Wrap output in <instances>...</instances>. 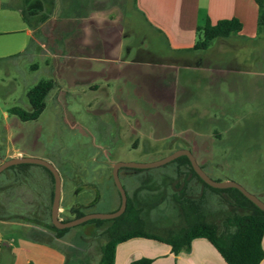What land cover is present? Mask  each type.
Listing matches in <instances>:
<instances>
[{"label": "rangeland", "instance_id": "rangeland-1", "mask_svg": "<svg viewBox=\"0 0 264 264\" xmlns=\"http://www.w3.org/2000/svg\"><path fill=\"white\" fill-rule=\"evenodd\" d=\"M1 17L0 164L6 156L19 152L22 157L45 160L69 177L74 174L71 169L79 168L82 172L75 173L74 180L65 181L60 206L71 207L69 200H80L73 195L77 186L88 185L92 190L89 188L87 195L92 191L99 197L95 203H79L81 211L108 214L120 205L112 178L115 163H151L186 149L209 178L237 183L264 203V33L253 42L231 38L224 45L215 39L208 51L192 57L190 67L176 68L179 86L173 108L153 109L147 105L150 102L130 99L126 103H134L133 108H115L104 101L89 107L85 99L92 93L86 86L62 85L53 64L47 66L49 62L42 54L49 52L51 45L44 42L40 48L30 42L23 32L27 25L19 15L9 26ZM10 28L22 31L3 33ZM134 29L126 44L143 46L146 53L141 56L151 64L161 63L168 53L160 37L141 25ZM152 68L154 80L158 68ZM217 71L223 75L213 74ZM42 80H53L54 88L41 115L25 122L11 115L12 107L30 110L26 93ZM26 169L21 175L19 168L0 174V215L20 218L21 223L49 233V195L43 181L48 173L35 164ZM140 171L142 175L126 180L121 170L119 179L134 203L137 199L131 196L132 188L144 186L139 195L144 229L164 237L182 228L183 215L173 196L181 187L176 165L167 163ZM195 185L190 192L184 190L185 196L199 204L206 219L219 230L226 217L243 212L226 195L212 192L199 182ZM83 194L82 190L80 196ZM88 226L82 223L68 228L67 234L75 237L78 248L90 252L86 254L88 262L97 264V247L104 244L106 236L85 234ZM66 250L72 264L74 255L71 249ZM136 252L132 256H143ZM129 253L124 257L130 258Z\"/></svg>", "mask_w": 264, "mask_h": 264}, {"label": "crops", "instance_id": "crops-1", "mask_svg": "<svg viewBox=\"0 0 264 264\" xmlns=\"http://www.w3.org/2000/svg\"><path fill=\"white\" fill-rule=\"evenodd\" d=\"M36 1L40 4L41 13L30 18L27 24L21 15L23 0H0L1 21L9 26L16 20L17 14L27 25L23 32L30 42H34L40 48L45 46L44 42L49 43L52 49L42 54L49 62L47 66L53 64L58 76L61 77L62 85L86 86L92 93L85 99L89 107L97 103L103 104L104 101L115 108H133L134 103L127 106L126 102H129L127 101L129 99L132 102H150L147 105L153 109L175 107L179 86L176 79L179 70L176 71V68L180 69L182 65L190 67L192 57L208 51L209 47L205 51L192 49L197 39L196 29L207 19L215 23L222 19L235 18L241 24V31L236 36L219 39L217 44L225 45L226 40L231 38L253 42L259 35L258 6L255 0ZM42 15H47V19L39 23V17ZM135 25L146 27L160 37L168 53L161 58L163 60L161 63L151 64L141 56L146 53L143 46L139 48L134 44H126L131 33L134 35ZM3 31L15 33L22 30L10 28ZM186 56L189 58H185ZM152 66L158 68V75L154 80L151 79L153 75L150 73ZM145 67L149 69L143 70ZM213 74L220 77L223 75L219 71ZM81 92L85 94L86 90ZM100 92L104 93L101 97L98 96ZM117 93H120V96H117ZM144 118L149 120L147 115H144ZM15 157H21V153L8 155L2 161ZM56 170L61 179V203L65 181L74 180L77 177L75 173H81L82 170L71 169L70 172L74 174L70 177L61 174L57 168ZM18 173L20 175L27 173V169H22ZM139 174L141 171H122V177L126 180ZM43 177L45 193L50 197L52 187L50 177L49 175ZM195 184L197 185L196 180H188L187 192H190L192 185ZM143 187L132 188L131 196L135 197L137 202H143L139 197ZM89 188L91 189V186H77L73 195L80 200H69V204L97 202L98 194L90 191L91 195H87ZM82 190L84 194L80 196ZM64 210L65 208H59V216ZM0 218L4 217L0 215ZM62 218L64 215H61L60 219ZM31 228L42 231L50 239L44 242L32 240L27 234ZM102 231V227L96 229L90 225L86 228L85 234L96 236L101 235ZM75 240V237L68 235L67 232L58 239L39 226L0 220V264H69L67 248L71 249L74 255L72 264H76L90 252L78 248ZM261 245L264 251V233ZM101 246L102 244L97 247V260ZM132 250L134 253H137L136 250L139 251L140 255H143L141 258H149L153 264H225L215 248L203 238L193 239L189 251H181L177 255L171 253L170 247L165 243L146 238H133L117 245L114 264H129L139 259L140 257L132 256L134 253H129ZM128 253L131 257L125 258L124 255ZM260 264H264V258Z\"/></svg>", "mask_w": 264, "mask_h": 264}, {"label": "trees", "instance_id": "trees-1", "mask_svg": "<svg viewBox=\"0 0 264 264\" xmlns=\"http://www.w3.org/2000/svg\"><path fill=\"white\" fill-rule=\"evenodd\" d=\"M255 1L258 6L257 33L262 34L264 33V3L263 0ZM40 8V4L36 0H23L21 13L23 21L28 24L30 18L41 13ZM46 19L47 15H42L39 17V23L44 22ZM240 31L241 24L235 18L222 19L215 23H211L207 19L202 26L197 27V39L192 49L205 51L213 40L236 36ZM53 88V80L39 81L26 93L30 110L12 107L9 113L24 122L36 120L43 112L45 99ZM170 163L176 165L177 178L181 179V187L173 196L175 203L179 205L185 225L179 230L169 232L164 237L149 233L144 229V221L141 217L143 213L142 203H134L127 196L126 209L119 217L110 220L93 219L83 223V225H91L96 229H100L107 224L106 228L101 232V234L106 236V239L100 247L97 264H114L117 245L133 238H146L165 243L170 247L171 253L174 255L181 251H189L193 239L203 238L215 248L225 264H260L264 258V251L261 245L264 233V212L235 188L215 189L208 186L194 172L187 157L181 156ZM30 165L32 164H19L8 169H26ZM43 169L48 173L52 184L48 207L49 229L54 238L60 239L68 229L58 230L51 224L50 207L53 198L54 179L49 170L44 167ZM121 170L140 171L129 168H122ZM190 179L196 180L204 188L212 192L226 195L230 203L243 212L234 213L226 217L222 223V229L219 230L216 224L206 219L200 205L191 199L189 200V196H185L184 190H187V181ZM60 208H65L64 213L61 214L64 215V218L61 219L63 222L85 215L81 211L82 207L80 205H72L69 208L60 206ZM67 214L70 215L67 216ZM0 220L21 222L20 218L15 217H4L0 218ZM28 236L32 240L41 242L48 238L46 234L35 228L30 229ZM76 264L90 263L86 256L81 258ZM129 264L153 263L151 259L142 257L131 261Z\"/></svg>", "mask_w": 264, "mask_h": 264}, {"label": "water", "instance_id": "water-1", "mask_svg": "<svg viewBox=\"0 0 264 264\" xmlns=\"http://www.w3.org/2000/svg\"><path fill=\"white\" fill-rule=\"evenodd\" d=\"M181 156H185L188 158L194 172L199 176V178L206 183L208 186L215 188V189H227V188H235L237 189L245 198H247L250 202H252L257 208H259L261 211L264 212V203L261 202L257 197L254 195L248 193L243 187L238 185L237 183H234L232 181H224L219 182L212 180L209 178L200 168V166L196 163L194 157L190 153V151L186 149H179L172 154L151 163H134V162H117L112 167V178L114 181V184L119 192L120 195V205L116 211L113 213L108 214H100V213H90L85 214L81 217L72 219L67 222H63L59 219V207H60V194H61V179L59 176L58 171L56 168L50 164L49 162L41 159L36 158H29V157H15L10 158L0 164V173L7 169L8 167L19 165V164H35L40 165L47 170L50 171V173L53 176L54 179V189H53V198L51 202V208H50V220L52 225L58 229H68L77 225H80L84 222H87L89 220L93 219H99V220H110L119 217L122 215L126 209L127 206V195L121 185L120 179H119V170L121 168H130V169H147V168H154L159 167L162 165H165Z\"/></svg>", "mask_w": 264, "mask_h": 264}, {"label": "flooded vegetation", "instance_id": "flooded-vegetation-1", "mask_svg": "<svg viewBox=\"0 0 264 264\" xmlns=\"http://www.w3.org/2000/svg\"><path fill=\"white\" fill-rule=\"evenodd\" d=\"M21 157H22V156H21ZM7 160H8V159H7ZM5 161H6V160H5ZM3 162H4V161H3ZM171 162H172V161H171ZM1 163H2V162H1ZM169 163H170V162H169ZM8 168H9V167H8ZM8 168H7V169H8ZM121 169H122V168H121ZM121 169L119 170V174H120V172H121ZM129 169H130V168H129ZM5 170H6V169H5ZM137 170H140V169H137ZM122 171H124V170H122ZM128 171H132V170H128ZM2 172H3V171H2ZM2 172H1V173H2ZM1 173H0V174H1ZM119 196H120V195H119ZM119 199H120V198H119ZM50 208H51V207H50ZM59 208H60V207H59ZM60 217H61V215L59 216V219H60ZM74 219H75V218H74ZM60 220H61V219H60ZM50 221H51V220H50ZM51 224H52V223H51Z\"/></svg>", "mask_w": 264, "mask_h": 264}]
</instances>
